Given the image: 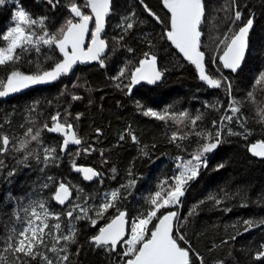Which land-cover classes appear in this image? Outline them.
Masks as SVG:
<instances>
[{"label": "trees", "instance_id": "trees-1", "mask_svg": "<svg viewBox=\"0 0 264 264\" xmlns=\"http://www.w3.org/2000/svg\"><path fill=\"white\" fill-rule=\"evenodd\" d=\"M71 2L60 0L53 8L48 0H6L0 6V47L7 44L3 36L18 8L23 7L37 20L45 18L44 29L39 24L31 29L23 25L38 38L45 30L59 34L66 20L72 18ZM75 2L80 6L84 0ZM203 3L201 50L205 52V68L214 77L231 82V95L223 84L216 89L204 85L195 65L183 60L167 43L165 33L170 27V14L163 0H112L105 21L104 39L109 53L103 59V67L81 65L54 83L31 85L10 93L7 98L0 97V137L6 135L10 140L9 150L0 156V258L7 264H15L17 255L25 264H46L45 256L53 264H62L64 255L68 256L64 264H124L127 259L122 255L124 243L113 253L96 248L91 244L92 237L119 210L125 209L130 232L136 217L151 208L149 197L161 189L165 180L172 183L170 161L183 158L186 153L191 154L188 158L192 157L204 143L197 132L217 130L223 143L208 154L209 165L200 174L193 195L198 201L174 210L179 213L175 237L184 236L178 243L191 248V264H260L253 256L264 246V225L245 231L244 221L264 219V161L248 153L252 143L264 141V82L252 84L257 72L264 68V60L255 55L247 57L244 70L232 73L223 67L220 55L225 46L221 43L223 37H231L250 16L255 19L250 48H264V0H203ZM82 11L90 14V8L82 7ZM235 11L241 13L239 20L235 19ZM126 17H131L127 22L134 25L127 31ZM17 52L18 62L0 66V86L13 70L35 75L51 70L63 59L57 48L44 44L39 51L30 47ZM145 53L157 56V65L164 76L160 84L138 88L130 96L123 85L129 83L131 72ZM123 69L125 78L119 77ZM250 89H253L251 97ZM75 96L81 99H73ZM233 99L241 111L229 122L225 117L233 115L229 110ZM137 102L145 109L167 108L176 115L187 112L189 116L182 122L165 123L144 116ZM57 114L61 122L73 125L72 130L82 141L74 157H62L60 139L44 128L53 124L52 117ZM196 115L201 119L193 126L189 117ZM29 129L33 135L39 133L38 140H31ZM174 133L185 138L170 142ZM131 134H135L138 142L131 140ZM22 141L25 147L15 150ZM45 148L56 149L54 160L45 161ZM220 163L224 167L216 170ZM73 164L93 168L101 174L100 179L93 184L85 182L72 171ZM132 180L134 186L127 185ZM60 183L74 191L68 208L58 206L53 198ZM113 191H119L114 207L98 217L97 209ZM210 195L223 199V203L216 205L208 199ZM39 203L50 205L51 214L59 217L48 221L50 225L60 224L59 229L49 227L61 237L60 241L51 238L39 247L40 255L35 259L7 251L18 240L29 209ZM156 223L154 220L150 225L149 235ZM70 229L75 232L72 243L62 239Z\"/></svg>", "mask_w": 264, "mask_h": 264}, {"label": "snow or ice", "instance_id": "snow-or-ice-1", "mask_svg": "<svg viewBox=\"0 0 264 264\" xmlns=\"http://www.w3.org/2000/svg\"><path fill=\"white\" fill-rule=\"evenodd\" d=\"M143 2V0H141ZM6 0H0V6H3ZM49 5L53 8L60 3V0H48ZM164 6L170 12V27L165 33V38L179 50L183 56L190 61L199 71V79L204 81L211 88H221L222 84L225 85L226 91L231 95V82L226 79L216 78L211 73L206 71L205 68V52L201 50V37L202 29L201 24L205 17V6L203 0H163ZM82 7L90 8V14H86L82 11ZM111 7V0H84V3L80 6L77 5L75 0L69 5V11L72 14V18L66 20L63 27L59 29V34H49L46 30L43 34L36 38V33L26 30L23 25H27L28 29L32 26L39 24L41 29L45 28L44 19L39 20L32 18L31 15L23 8H18L14 13L16 21L15 27H12L3 39L7 41V47H0V66L16 63L20 58L21 52L27 51L30 47L39 51L40 44L47 45L49 47H55L61 53L63 59L55 63L51 70H45L42 73L35 75H25L19 71H11L10 75L2 82L0 86V97H6L10 93L18 92L31 85L46 84L58 80L62 75H67L77 62L87 63L91 61H99L101 67L104 66L101 56L104 54L107 47L106 40L101 38V33L104 30L105 17L109 14ZM151 15H155L151 13ZM134 15V13H133ZM235 19L241 18V13L235 11ZM75 18H78L75 19ZM159 19L158 17L156 18ZM94 20V31L90 36V46L85 49L84 41L85 37L89 33V24ZM131 17H126V23L124 30L127 31L133 28ZM253 28V18L250 16L246 23L239 28L231 37L224 36L221 43H224V50L220 55V61L224 68L229 69L232 73L242 72L244 70L245 61L247 57L259 56L264 60V48L259 50L250 48L249 33ZM122 40L123 37L121 36ZM226 42V43H225ZM132 51V49H128ZM157 56L152 53H145L144 58L138 63V66L131 72L129 83L123 85V88L127 89L126 94H131L135 85L141 82H146L149 85H154L161 81L164 73L157 67ZM120 77L124 76V72H121ZM119 79V77H117ZM264 82V68L257 72L252 84L253 86L260 85ZM118 88L120 84L116 85ZM253 89H250L248 95L252 96ZM73 99H81L79 96L73 97ZM230 107V112L233 115L226 116L225 119L231 122L235 114L240 113L241 109L238 102L233 99ZM137 106L143 109L142 114L144 116L152 117L158 121H164L167 123L169 120L175 122H182L184 117H188L187 112L176 115L171 113L167 108L163 111L153 110L152 108L145 109L143 105L137 102ZM78 118V117H77ZM238 118V117H237ZM190 123L195 126L196 122L201 119L200 115H196L194 118L189 117ZM53 124L51 126L44 125V128L48 132L61 133L64 136L62 140V150H66L69 143L79 145L82 143L76 133L72 131L73 125L60 121L59 114L52 117ZM215 124V122H213ZM197 136H200L204 143H202L199 149L192 155L191 159L187 161H181L177 163L176 167L180 169L179 173L172 178V183L169 184L167 180L161 185V190L156 191L154 195L149 197V204L151 208L145 213H141L136 217V220L130 226V239H125L128 234L126 232L125 225L128 223L126 217L128 211L119 210L118 215L112 219L106 227L99 229V233L92 237V243L97 247L108 252H114L117 249V245L121 242L126 245L122 255L127 257L124 264H191L190 260V247H181L178 243L179 240H184V236L181 234L178 237L174 236V223L178 222V213L176 211H169L166 214L157 216L162 208H171L181 203V197L185 195L186 185L197 178L202 168L208 167V160L206 154L214 152L221 143L222 134L219 130L216 132H197ZM28 136L31 140H38L39 133L32 134L31 129L28 130ZM124 137L121 136V139ZM185 136H178L173 134L170 137V142H176L178 139H184ZM131 140L136 143L137 137L135 134H131ZM10 140L8 136L0 137V156L9 150ZM25 147V143L22 141L17 151L22 150ZM249 151L255 157L264 159V141L252 143L249 147ZM55 148H45V161L55 159ZM146 154V153H145ZM25 159L27 157L25 156ZM2 164V161H0ZM224 164L220 163L216 165V170L223 168ZM73 168L77 172L83 173L85 180H92L101 174L93 168L79 167L73 164ZM115 171V169H113ZM12 174V173H10ZM135 180L129 181L130 186H134ZM167 185V188L164 186ZM166 194H162L165 193ZM71 196L69 187L65 183H60L58 189L54 193V199L64 204L65 201ZM118 198V192L114 191L110 194V199L104 202L96 211V215L102 216L109 208L114 207V203ZM209 200H214L216 205L223 203V199L210 195ZM203 202V201H201ZM246 206V205H244ZM38 207L43 210L37 212L32 210L31 215L34 218L28 222V226L19 232V236L22 237L16 241L15 244L9 245L6 250L13 254H23L24 256L35 259L40 255L39 247L44 244V229L48 228L47 218L49 212L44 203H39ZM230 210V209H226ZM195 212V209L192 210ZM192 213H189L191 215ZM69 218L72 217V212H68ZM87 213L85 212V217ZM59 219V217H57ZM157 223L152 225V229L149 235V225L153 220ZM39 221V224H36ZM95 224V220L92 221ZM245 231L251 230L253 227H259L264 225V219L253 220L251 218L244 221ZM56 229L60 228V224L55 225ZM147 237V238H146ZM235 237H233L234 239ZM60 240L61 237H56ZM64 241L72 243L75 241V232L71 235L63 236ZM187 244V241H185ZM53 252L57 251L56 248L51 249ZM66 251V249H61ZM253 258L259 261L260 264H264V246H261L259 250L254 253ZM63 261L68 260V256L61 257ZM46 264H53V261L44 257ZM0 264H7V262L0 258ZM15 264H25L20 260L19 255L16 256Z\"/></svg>", "mask_w": 264, "mask_h": 264}, {"label": "rangeland", "instance_id": "rangeland-1", "mask_svg": "<svg viewBox=\"0 0 264 264\" xmlns=\"http://www.w3.org/2000/svg\"><path fill=\"white\" fill-rule=\"evenodd\" d=\"M106 18H107V16L105 17V21H106ZM124 23V21H122L121 22V24H123ZM120 24V23H119ZM15 25H16V21H15V18L13 19V21H12V24L8 27V29H7V31H6V34H7V32L8 31H10L11 30V28L12 27H15ZM115 27L116 28H119L120 27V25H115ZM5 34V35H6ZM6 43H7V41H6ZM40 45H42V44H40ZM5 47H7V44H6V46ZM215 70L217 71V68L215 67ZM121 72H124V69L123 70H121ZM219 74L221 75V73L219 72ZM119 77H120V75H119ZM125 78L126 77V75H125V72H124V76H122L121 78ZM189 155H191L190 153H186V154H184V156H183V158L182 157H177V158H173L171 161H170V164H171V166H172V173H173V177L175 176V175H177L178 173H179V171H180V169H178L177 167H176V165H177V163H179L180 161H181V158H182V160L183 161H187L188 159H191V158H188V156ZM206 156H207V160H208V165H209V162H210V159L208 158V154H206ZM185 158V159H184ZM207 168H202L201 170H200V174L202 173V172H204L205 170H206ZM200 174H199V176H200ZM199 176L197 177V178H195V179H193L192 181H190L185 187H186V191H185V195L183 196V197H181L180 199H181V203L179 204V205H177V206H174V207H171V208H162V209H160V212H158L157 213V216L160 214V213H164L165 211H174L175 209H178V210H181L182 209V207H184L185 206V204H187V203H195V202H197L198 201V197L196 198H194L193 199V195H195L196 194V192H197V189H198V183H196L197 182V180H198V178H199ZM172 177V178H173ZM172 178H171V182H173L172 181ZM126 185V184H125ZM127 185H129V183H127ZM161 190V189H160ZM114 192V191H113ZM116 192H118V198H119V191H116ZM112 193V192H111ZM111 193H109V196H108V198L110 199V194ZM162 194H166V193H162ZM105 196V195H104ZM118 198H117V200H118ZM46 205V208H47V210H48V212H49V216H48V218H47V224H48V228H46V229H44V232H45V235H44V244H46L51 238H55L56 239V237H57V232L56 231H51L50 230V226L51 227H53V226H55V225H50V223H49V219H57V216L56 215H53V214H51L52 212H51V207H50V205L48 206V204H45ZM36 210L37 212H41L42 213V211L43 210H41L39 207H38V205H35V204H33V206H32V208H30L29 209V212H28V216H27V221H26V223H25V225L23 226V228L22 229H25V228H27V226H28V222L30 221V220H33L34 218L32 217V215H31V212H32V210ZM155 220V219H154ZM153 220V221H154ZM40 222L39 221H36V224H39ZM153 223V222H152ZM151 225V224H150ZM150 225L148 226V227H150ZM56 229V228H55ZM71 233H72V230L70 229V231L68 232V235H71ZM20 238H22V237H20L19 236V238L18 239H20ZM147 238V237H146ZM127 239H130V232H129V236H128V238ZM60 240H58V242H59ZM43 244V245H44ZM126 247V245H123V249ZM125 257V256H124ZM125 258H127V257H125ZM65 263V261H63L62 262V264H64Z\"/></svg>", "mask_w": 264, "mask_h": 264}, {"label": "water", "instance_id": "water-1", "mask_svg": "<svg viewBox=\"0 0 264 264\" xmlns=\"http://www.w3.org/2000/svg\"><path fill=\"white\" fill-rule=\"evenodd\" d=\"M170 13V12H169ZM170 16H171V14H170ZM204 19H205V17H204ZM204 19H203V22H202V24H201V29H202V27H203V23H204ZM90 24H91V22H90ZM254 26H255V19L253 18V28L250 30V33H249V41H250V37H251V35H252V33H253V30H254ZM106 31H107V28H106V25H104V30H103V32L101 33V38L102 39H104V37H105V34H106ZM105 40V39H104ZM167 40V39H166ZM201 41H202V37H201ZM167 43L179 54V56L183 59V60H185V61H188L184 56H183V54L182 53H180L179 52V50L178 49H176L175 48V46L174 45H172L168 40H167ZM89 46H90V44H89ZM88 46V47H89ZM86 47V43H85V45H84V48ZM108 53H109V45H108V43H107V47H106V49H105V52H104V54L101 56V60L102 59H104L107 55H108ZM246 60H247V58H246ZM246 62V61H245ZM97 63H99V61H91V62H87V63H83L84 64V66H87V67H91V66H94L95 64H97ZM157 67H158V69L160 70V68H159V66L157 65ZM227 71H229V72H231L229 69H227V68H225ZM66 75H62L61 77L63 78V77H65ZM57 81V80H56ZM162 81V80H161ZM161 81H159V82H157L156 84H154V85H149V84H147L146 82H141L140 84H138V85H135L134 87H133V89H132V92H131V94H129L130 96L131 95H133V93L135 92V90L136 89H138V88H141V87H144V86H146V87H153V86H155V85H158V84H160L161 83ZM55 82V81H54ZM54 82H52V83H54ZM203 83H204V85H206L208 88H210V89H216V88H211L210 86H208L204 81H202ZM73 131V130H72ZM52 135H59L61 138H62V140L64 139V136H63V134H61V133H52V132H50ZM81 144H79V145H75V144H72V143H69L68 144V146H67V149L66 150H62V153L63 154H66V152L68 151V149L70 148V147H72V148H77V147H79ZM250 147V146H249ZM214 152H212V153H208L209 155L210 154H213ZM248 153H249V155L252 157V158H254V159H256V160H258V161H264V159H262V158H259V157H255V156H253L252 154H251V152L249 151V148H248ZM82 167H84V168H89V167H86V166H82ZM91 168V167H90ZM74 171L76 172V173H78V174H80L81 176H82V178H83V173H81V172H77L75 169H74ZM84 179V178H83ZM100 179V176H98V177H95V178H93L92 180H85V181H87L88 183H90V184H93V183H95V182H97L98 180ZM66 186H68V185H66ZM69 187V186H68ZM69 191H70V193H71V196L65 201V203L64 204H60V203H58L55 199H54V201H55V203L58 205V206H60V207H66V206H68L69 204H70V202L72 201V198H73V194H72V192H71V189H70V187H69ZM178 213V212H177ZM115 218V217H114ZM126 220L128 221V216L126 217ZM112 221V220H111ZM111 221L109 222V223H111ZM178 221H179V213H178ZM108 223V224H109ZM108 224H106L104 227H106ZM177 224H178V222H175L174 223V236H175V233H176V229H177ZM103 227V228H104ZM125 228H126V232H128V234L125 236V239H127L128 238V236H129V221H128V223L125 225ZM91 244H93L92 243V239H91ZM121 244H123V242H121L120 244H118L117 245V249H116V251H114L113 253H116L117 252V250H118V247L121 245ZM94 245V244H93ZM96 247V246H95ZM97 248V247H96Z\"/></svg>", "mask_w": 264, "mask_h": 264}, {"label": "flooded vegetation", "instance_id": "flooded-vegetation-1", "mask_svg": "<svg viewBox=\"0 0 264 264\" xmlns=\"http://www.w3.org/2000/svg\"><path fill=\"white\" fill-rule=\"evenodd\" d=\"M112 1V0H111ZM170 14V13H169ZM94 31V20L91 22V24H89V33H88V35L85 37V41H84V45H85V43H86V47H85V49H87L88 48V46H89V44H90V36H91V33ZM106 58V57H105ZM104 58V59H105ZM103 60V59H102ZM97 64H99L100 65V63H97ZM104 64V63H103ZM81 65H84L83 63H80V62H77V64H75L74 66H73V68H72V70L73 69H75L76 67H78V66H81ZM96 65V64H95ZM101 66V65H100ZM71 70V71H72ZM24 89H26V88H24ZM24 89H22V90H24ZM22 90H20V91H22ZM8 96H6V97H4V98H7ZM77 135V134H76ZM54 136H56V135H54ZM58 136V138L60 139V141H61V144H60V152H61V154H62V157H68V156H75V150L76 149H78L79 147H77V148H72V147H70L69 149H68V151L66 152V154H63L62 153V138L59 136V135H57ZM79 138V137H78ZM79 167H82V166H79ZM72 171L75 173V174H78V173H76L75 171H74V168H73V165H72ZM79 176H80V178L81 179H83L82 178V176L80 175V174H78ZM84 180V179H83ZM85 181V180H84ZM85 182H87V181H85ZM88 183V182H87ZM70 187V186H69ZM58 189V188H57ZM70 189H71V192H72V194H73V198H72V201L70 202V204L68 205V206H66V208H68L70 205H71V203L73 202V199H74V191L72 190V188L70 187Z\"/></svg>", "mask_w": 264, "mask_h": 264}]
</instances>
